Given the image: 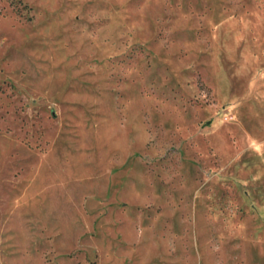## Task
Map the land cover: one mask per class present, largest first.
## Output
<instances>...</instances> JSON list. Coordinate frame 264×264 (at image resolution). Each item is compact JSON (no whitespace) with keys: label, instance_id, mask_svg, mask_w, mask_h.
Returning <instances> with one entry per match:
<instances>
[{"label":"rangeland","instance_id":"374dc122","mask_svg":"<svg viewBox=\"0 0 264 264\" xmlns=\"http://www.w3.org/2000/svg\"><path fill=\"white\" fill-rule=\"evenodd\" d=\"M0 264H264V0H0Z\"/></svg>","mask_w":264,"mask_h":264}]
</instances>
